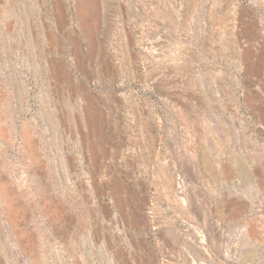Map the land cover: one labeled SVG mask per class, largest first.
<instances>
[{
    "label": "rangeland",
    "instance_id": "obj_1",
    "mask_svg": "<svg viewBox=\"0 0 264 264\" xmlns=\"http://www.w3.org/2000/svg\"><path fill=\"white\" fill-rule=\"evenodd\" d=\"M194 262L264 264V0H0V264Z\"/></svg>",
    "mask_w": 264,
    "mask_h": 264
},
{
    "label": "bare ground",
    "instance_id": "obj_2",
    "mask_svg": "<svg viewBox=\"0 0 264 264\" xmlns=\"http://www.w3.org/2000/svg\"><path fill=\"white\" fill-rule=\"evenodd\" d=\"M182 223H183V222H182ZM183 224H184V223H183ZM184 225H185V224H184ZM186 226H187V225H186ZM190 227H191V226H190ZM202 242H203V240H202ZM202 242H201V243H202ZM203 243H204V242H203ZM205 245H206V244H205ZM207 250H208V249H207ZM205 252H208V251H204V253H205ZM209 253H210V252H209ZM192 255H194V254H192ZM192 259H194V258H192ZM195 262H196V261H195ZM195 262H194V264L197 263V262H196V263H195ZM199 264H200V263H199Z\"/></svg>",
    "mask_w": 264,
    "mask_h": 264
},
{
    "label": "built area",
    "instance_id": "obj_3",
    "mask_svg": "<svg viewBox=\"0 0 264 264\" xmlns=\"http://www.w3.org/2000/svg\"><path fill=\"white\" fill-rule=\"evenodd\" d=\"M180 182L182 183V179L180 180ZM182 185V184H181Z\"/></svg>",
    "mask_w": 264,
    "mask_h": 264
}]
</instances>
